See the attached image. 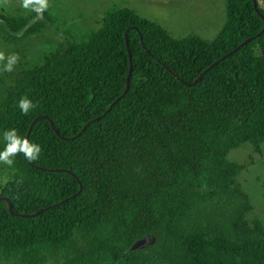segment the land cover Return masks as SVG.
Returning <instances> with one entry per match:
<instances>
[{
    "label": "trees",
    "instance_id": "1",
    "mask_svg": "<svg viewBox=\"0 0 264 264\" xmlns=\"http://www.w3.org/2000/svg\"><path fill=\"white\" fill-rule=\"evenodd\" d=\"M224 12L213 39L174 38L112 3L96 29L0 72V151L10 129L41 147L6 165L0 264H264L246 165L228 160L264 143V24L253 0ZM53 27L48 9L0 14L8 45Z\"/></svg>",
    "mask_w": 264,
    "mask_h": 264
},
{
    "label": "rangeland",
    "instance_id": "2",
    "mask_svg": "<svg viewBox=\"0 0 264 264\" xmlns=\"http://www.w3.org/2000/svg\"><path fill=\"white\" fill-rule=\"evenodd\" d=\"M115 3L136 12L140 17L155 22L172 37L182 38L196 34L211 40L220 30L224 18V0H48V11L54 18V27L30 37L17 46L5 44L0 36V52L18 54L20 62L37 64L65 41L68 35L79 38L99 26L103 12ZM264 10V5L261 6ZM29 9L22 0H0V14L14 17L25 15ZM3 73L6 78L8 72ZM228 160L246 165L238 177V184L252 204L249 222L259 220L264 225V143L257 154L250 145L231 151ZM0 163V189L10 180L9 171Z\"/></svg>",
    "mask_w": 264,
    "mask_h": 264
},
{
    "label": "clouds",
    "instance_id": "3",
    "mask_svg": "<svg viewBox=\"0 0 264 264\" xmlns=\"http://www.w3.org/2000/svg\"><path fill=\"white\" fill-rule=\"evenodd\" d=\"M6 3L7 0H2ZM22 6L25 9H31L37 14H42L48 8V0H22ZM18 54H9L0 52V72H13L15 66L19 62ZM19 109L22 114L27 115L31 109L35 107L33 102L27 97L23 96L19 100ZM6 146L3 151H0V163L11 166L14 161L13 157L23 153L28 160H36L41 153L39 144L31 143L26 138H21L15 129H10L4 133Z\"/></svg>",
    "mask_w": 264,
    "mask_h": 264
},
{
    "label": "water",
    "instance_id": "4",
    "mask_svg": "<svg viewBox=\"0 0 264 264\" xmlns=\"http://www.w3.org/2000/svg\"><path fill=\"white\" fill-rule=\"evenodd\" d=\"M253 6H254V9H255V11H256V13L260 16V18L262 19V21H263V24H264V17L258 12V10H257V7H256V3L254 2V0H253ZM263 30H262V32L264 31V28H262ZM129 77H130V72H129V74H128V77H127V81H126V89H125V91H124V93H123V95L122 96H124L125 95V93L127 92V89H128V86H129ZM121 96V97H122ZM118 100H116L115 101V103L117 102ZM114 105V104H113ZM51 124V127L53 128V130H54V127H53V124L52 123H50ZM89 125V124H88ZM88 125H86V126H88ZM32 126V125H31ZM56 134H58L57 132H56ZM26 139H28V135H27V137H26ZM81 189V188H80ZM11 205L9 204V210H10V213L11 214H13V212H12V207H10ZM39 213V212H38ZM37 213V214H38ZM146 245V241H141V242H139L135 247H133L132 249L133 250H137V249H139V248H141V247H144Z\"/></svg>",
    "mask_w": 264,
    "mask_h": 264
}]
</instances>
